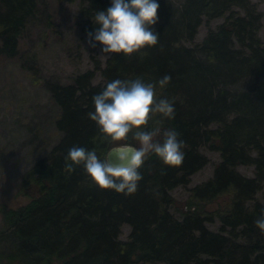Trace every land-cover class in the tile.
I'll return each instance as SVG.
<instances>
[{
    "label": "trees",
    "instance_id": "1",
    "mask_svg": "<svg viewBox=\"0 0 264 264\" xmlns=\"http://www.w3.org/2000/svg\"><path fill=\"white\" fill-rule=\"evenodd\" d=\"M41 2L0 0V55L16 54L18 37ZM156 2L153 28L159 40L142 50L145 55L113 53L103 61L94 58L67 82L45 81L58 109L54 125L60 134L21 173L15 192L26 202L0 204V264H264V235L254 223L264 214L261 13L251 0ZM110 6L111 0H78L77 22L88 42V33L99 27L92 18ZM216 17L221 20L194 41L197 26ZM165 75L170 83L163 89L157 85L156 92L174 102L175 119L157 116L146 130L180 133L179 166L150 155L131 196L89 186L82 166L72 174L64 170L73 146L95 149L101 159L111 146L99 141L87 116L95 111L94 95L116 79L156 83ZM127 142L139 147L131 137ZM203 146L218 151L219 158L211 174L186 187L178 203L170 189L186 186L206 162ZM238 165H251V175L239 172ZM215 220L216 228L207 226ZM122 223L129 226L124 239L118 237Z\"/></svg>",
    "mask_w": 264,
    "mask_h": 264
},
{
    "label": "rangeland",
    "instance_id": "2",
    "mask_svg": "<svg viewBox=\"0 0 264 264\" xmlns=\"http://www.w3.org/2000/svg\"><path fill=\"white\" fill-rule=\"evenodd\" d=\"M251 1L261 13L258 35L264 42V0ZM77 5L78 0H42L18 37L16 54L0 55V204L4 206L16 207L26 202L25 195L15 192L19 177L37 157L46 154L60 134L54 125L58 109L45 81L67 82L74 73L91 67L94 58L103 61L99 48L90 47L79 30ZM220 20L216 17L207 23L202 21L193 40H199L208 27ZM97 80L95 72L93 81ZM200 151L207 157L206 162L190 174L186 186L170 189L178 203L184 199L186 187L208 177L219 158L216 150L203 146ZM251 167L238 165L237 169L251 175ZM170 210L179 215L173 208ZM217 225L216 220L207 223L212 229ZM128 230L129 226L122 223L118 237L126 238Z\"/></svg>",
    "mask_w": 264,
    "mask_h": 264
},
{
    "label": "clouds",
    "instance_id": "3",
    "mask_svg": "<svg viewBox=\"0 0 264 264\" xmlns=\"http://www.w3.org/2000/svg\"><path fill=\"white\" fill-rule=\"evenodd\" d=\"M156 0H111L106 11H98L92 18L96 28L88 33L89 45H102L101 56L123 53L125 58L134 53L145 55L142 50L157 45L159 35L153 26L158 22ZM171 77L165 75L156 83L116 79L108 83L99 94L92 97L94 112L87 114L98 128V139L113 145L101 159L95 149L73 146L65 157V171L72 174L76 167H83L89 186L101 190H113L125 196L138 191L143 179L140 169L152 154L166 166H179L184 159V141L174 128L160 127L146 130L153 118L161 116L175 119L174 102L158 98L156 88L163 89ZM131 139L139 147L129 144ZM162 137V138H161ZM122 142V143H117ZM110 157H114L113 162ZM264 235V214L255 221Z\"/></svg>",
    "mask_w": 264,
    "mask_h": 264
},
{
    "label": "water",
    "instance_id": "4",
    "mask_svg": "<svg viewBox=\"0 0 264 264\" xmlns=\"http://www.w3.org/2000/svg\"><path fill=\"white\" fill-rule=\"evenodd\" d=\"M129 144H132V143H129ZM132 145L135 146V147H137V146L134 145V144H132ZM111 147H113V145H111L110 147H108V148L106 149V151H105V153H104V158H105L106 155L108 154V150H109ZM110 159H111L113 162H115L114 157H110Z\"/></svg>",
    "mask_w": 264,
    "mask_h": 264
}]
</instances>
